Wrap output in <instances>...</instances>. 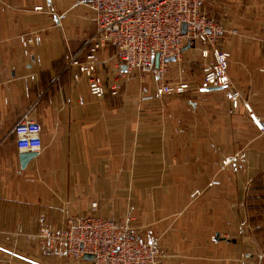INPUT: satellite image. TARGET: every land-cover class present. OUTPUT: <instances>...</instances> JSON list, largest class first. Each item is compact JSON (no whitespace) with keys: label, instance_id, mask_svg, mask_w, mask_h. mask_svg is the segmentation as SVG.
<instances>
[{"label":"crops","instance_id":"crops-1","mask_svg":"<svg viewBox=\"0 0 264 264\" xmlns=\"http://www.w3.org/2000/svg\"><path fill=\"white\" fill-rule=\"evenodd\" d=\"M90 1L0 0V264H92L60 257L35 236L87 214H129L159 243L161 264H264L240 225L249 185L264 181V0L202 3L237 30L226 33L231 86L160 96L172 81L165 72L129 73L108 46L98 72L121 86L103 97L70 65L85 59L96 33ZM31 32L43 40L25 53L20 36ZM25 117L41 125L43 149L24 167L13 128Z\"/></svg>","mask_w":264,"mask_h":264},{"label":"built area","instance_id":"built-area-1","mask_svg":"<svg viewBox=\"0 0 264 264\" xmlns=\"http://www.w3.org/2000/svg\"><path fill=\"white\" fill-rule=\"evenodd\" d=\"M205 0H91L94 11L96 33L90 40L84 60L73 57L70 65L77 67L74 77L78 80L85 74L89 90L103 97L108 89L116 95L120 89L117 79L107 85L98 72L100 49L112 46L120 58V66L127 72L139 70L151 73L155 67V55L160 54V73L164 72L167 57H182L184 48L198 47L204 61L202 81L206 87L231 86L229 66L231 51L223 47L227 30L210 19L202 11ZM42 10V6L36 7ZM43 38L39 33L22 34L20 41L28 53V47L39 45ZM264 44V43H263ZM264 48V46H263ZM119 66V67H120ZM190 89L186 81L161 84L160 96L183 94ZM233 106L238 107L240 93H231ZM247 110L252 112L249 104ZM251 117L257 122L254 114ZM260 129L262 126L257 122ZM13 131L20 152H39L43 149L41 125L28 117L18 121ZM93 207L97 203L92 204ZM133 218L128 214L119 221L93 214L72 216L62 228L43 226L36 238L44 248L60 257L90 261L92 264H160V248L156 240H146L132 226ZM92 254L93 259H86Z\"/></svg>","mask_w":264,"mask_h":264},{"label":"rangeland","instance_id":"rangeland-1","mask_svg":"<svg viewBox=\"0 0 264 264\" xmlns=\"http://www.w3.org/2000/svg\"><path fill=\"white\" fill-rule=\"evenodd\" d=\"M222 1L223 0H221V2ZM222 13L223 12H220L216 16L210 14V16L214 17L213 21L223 25L224 27H226V29L232 28L233 26L228 23L227 17L225 16V14ZM227 38L228 37H225L222 44L224 48L229 49L231 51L229 44L230 42L226 41ZM203 65H204V61L200 55L199 48L198 47L189 48L186 51V53L182 54L181 58H179L178 60L172 63L166 64L164 71L165 80L166 81L172 80L170 82H174V81L176 82L180 78L190 83L191 90H189L188 93L194 91L195 93H198L197 95H199L200 94L199 87L203 86V81H202ZM160 74H161L160 72L154 69V71L146 75H153V77H156L159 76ZM188 93L186 92L181 95L179 94H174V95L184 96ZM205 153L207 154L208 157L210 158L213 157V151H209ZM249 186L251 187L250 195L248 196L249 197L248 199L250 200L249 202H247L248 204L247 209L250 210V215L241 218L240 225L244 228L242 232H244L247 238H250L252 241H254L257 244L258 252H260L261 255H264V181L263 184H261L260 186L257 187L255 186L253 188L252 183ZM228 235L230 236V234ZM73 261L77 262V260H73ZM79 262L82 263V261ZM160 264H161V258H160Z\"/></svg>","mask_w":264,"mask_h":264},{"label":"water","instance_id":"water-1","mask_svg":"<svg viewBox=\"0 0 264 264\" xmlns=\"http://www.w3.org/2000/svg\"><path fill=\"white\" fill-rule=\"evenodd\" d=\"M189 48H190V45L188 44L184 48V51L189 49ZM165 61H167V62L176 61V58L175 57H167V58H165ZM155 67L156 68L160 67V54L159 53H157L155 55ZM124 68L127 69V67L125 65H124ZM223 88L224 87H221V86H213V87H209L207 89L208 90H219V89H223ZM34 156H35L34 152H22L21 153L22 165L25 167ZM84 257L86 259H90V260L93 259V255L92 254H86Z\"/></svg>","mask_w":264,"mask_h":264}]
</instances>
